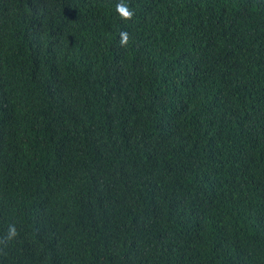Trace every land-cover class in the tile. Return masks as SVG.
Instances as JSON below:
<instances>
[{"label":"trees","instance_id":"16d2710c","mask_svg":"<svg viewBox=\"0 0 264 264\" xmlns=\"http://www.w3.org/2000/svg\"><path fill=\"white\" fill-rule=\"evenodd\" d=\"M120 2L0 0V264H264V0Z\"/></svg>","mask_w":264,"mask_h":264},{"label":"clouds","instance_id":"9594fccd","mask_svg":"<svg viewBox=\"0 0 264 264\" xmlns=\"http://www.w3.org/2000/svg\"><path fill=\"white\" fill-rule=\"evenodd\" d=\"M116 11L118 12L120 18L122 20H131L133 18V11L128 7L125 0H121L119 4L116 5ZM129 41V34L127 32L120 33V44L121 46H126ZM16 235V230L14 227H10L9 229V238H12Z\"/></svg>","mask_w":264,"mask_h":264}]
</instances>
